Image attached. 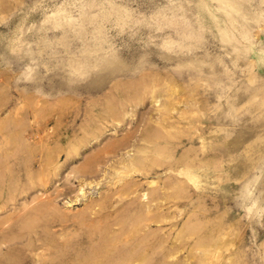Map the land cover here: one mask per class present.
Returning <instances> with one entry per match:
<instances>
[{
    "label": "rangeland",
    "instance_id": "obj_1",
    "mask_svg": "<svg viewBox=\"0 0 264 264\" xmlns=\"http://www.w3.org/2000/svg\"><path fill=\"white\" fill-rule=\"evenodd\" d=\"M0 264H264V0H0Z\"/></svg>",
    "mask_w": 264,
    "mask_h": 264
}]
</instances>
